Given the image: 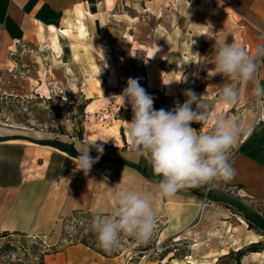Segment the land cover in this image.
I'll list each match as a JSON object with an SVG mask.
<instances>
[{
  "label": "rangeland",
  "instance_id": "obj_1",
  "mask_svg": "<svg viewBox=\"0 0 264 264\" xmlns=\"http://www.w3.org/2000/svg\"><path fill=\"white\" fill-rule=\"evenodd\" d=\"M216 9L224 12L222 6L209 0H180L176 6L167 0L136 1L115 6L112 14H102L100 26L92 31V39L88 35L83 39L49 31L42 40L39 37L37 42L19 46L12 52H0V127L9 128L7 134L23 132L39 138L57 134L63 140H74L81 149L83 141L97 140V144H103V154L109 153L115 143L128 144L124 128L133 113L130 105L123 106L119 96L127 86V79L132 77L138 78L154 98L157 110H171L176 101L182 104L187 99L185 90L191 89L202 95L210 115L235 116L247 130L264 114V108L253 95L257 74L256 81L241 83L216 74L214 68L215 47L224 41L228 43L226 36L231 43L240 44L239 38L227 35L230 30L221 25L212 33L204 29L202 33L206 35L194 25L215 24L210 14ZM236 22L235 30L243 37L242 46L255 55L258 41H253V46L242 34L244 29L239 28L243 23L238 19ZM148 46L158 51L151 62L144 55ZM182 77L181 82L173 81ZM228 83L239 91V102L232 106L219 101L220 90ZM86 100V106L79 109ZM192 127L204 133L211 131L209 126L196 123ZM78 131L80 139L76 138ZM212 186L213 182L204 185L206 194H211ZM202 202L205 205L195 221L197 237L191 242L184 240L188 232L174 238L164 237L163 223L156 220L148 242L141 243L122 234L119 245L106 252L98 247L96 235L90 229L95 214L74 213L58 221L59 240L54 245L62 249L83 243L102 255H123L132 264H232L231 258L219 256L242 244L264 242V236L250 229L234 226L230 232V225L246 224L232 204L208 198ZM244 204L264 218V200ZM221 226H225L223 230L213 229ZM223 235L227 240L218 238ZM49 247L36 237L21 238L0 252V264H40ZM240 264H264V249L246 254Z\"/></svg>",
  "mask_w": 264,
  "mask_h": 264
},
{
  "label": "crops",
  "instance_id": "obj_2",
  "mask_svg": "<svg viewBox=\"0 0 264 264\" xmlns=\"http://www.w3.org/2000/svg\"><path fill=\"white\" fill-rule=\"evenodd\" d=\"M109 1L0 0V52H12L19 46L35 43L40 35L62 27L66 21L74 23L77 9H82L83 23L88 37L92 39V31L100 26L102 14H112L115 6L143 0ZM209 1L222 6L224 12L216 9L210 14L215 24L196 22L194 25L201 34L206 35L202 33L204 29L212 33L214 28L221 25L230 30L227 35L234 34L242 45L243 37L235 30L238 19L243 23L239 26L244 29L242 34L252 45L256 40L258 47L264 45V0ZM195 9L198 11L197 6ZM226 40L229 44L232 41L227 36ZM157 52L148 46L144 50L147 62H151L152 55H157ZM257 78L260 86L264 87V56L259 57ZM248 128L247 134L244 133L231 150L230 161L236 169L234 179L230 182L213 181L210 195L234 199L242 204L264 200V114ZM8 129L0 127V247L29 237H36L46 245L56 244L60 218L74 213L110 214L114 208L112 187L117 184L120 190L137 191L151 199L156 220L163 223L161 233L164 237L174 238L188 232L189 236L184 240H194L197 233L195 221L200 216L203 197L207 195L206 187H195L199 193L186 187L171 198L161 199L157 195V182L147 179L130 165L99 159L85 175L83 171L75 170L74 157L49 145L23 138H6ZM108 154L144 167L147 174L160 179L154 175L147 156L132 149L129 144L125 146L123 141L121 145L115 143ZM202 217L203 211L200 219ZM225 226L213 229L223 230ZM234 226L248 229L246 224L239 223L230 225V232L236 228ZM218 238L227 240L224 235ZM42 262L132 264L123 255L105 256L83 243L44 254Z\"/></svg>",
  "mask_w": 264,
  "mask_h": 264
},
{
  "label": "clouds",
  "instance_id": "obj_3",
  "mask_svg": "<svg viewBox=\"0 0 264 264\" xmlns=\"http://www.w3.org/2000/svg\"><path fill=\"white\" fill-rule=\"evenodd\" d=\"M214 52L216 74L241 83L256 81L257 60L264 56V45L252 55L242 45L224 41L215 47ZM182 79L173 81L181 82ZM184 95L187 99L182 104L176 101L171 110H157L154 98L140 85L139 79L129 77L119 96L123 106L130 105L133 113L132 120L126 121L124 128L128 144L147 156L154 175L160 177L157 195L161 199L171 198L186 187H200L213 181H232L236 169L230 161L231 150L246 131L235 116L210 115L207 105L201 100L202 95L191 89L185 90ZM253 95L264 108V87L258 82L253 88ZM219 101L225 106L237 104V87L225 84L220 90ZM194 123L201 127L209 126L211 131L201 132L192 127ZM96 141H83L82 151L75 157L76 171L87 175L99 160L103 144ZM92 149L98 153L95 158L90 155ZM112 188L113 210L108 215L95 214L90 224L98 247L106 252L112 251L119 245L122 234L141 243L148 242L154 234L157 219L151 199L137 191L120 190L119 184Z\"/></svg>",
  "mask_w": 264,
  "mask_h": 264
},
{
  "label": "trees",
  "instance_id": "obj_4",
  "mask_svg": "<svg viewBox=\"0 0 264 264\" xmlns=\"http://www.w3.org/2000/svg\"><path fill=\"white\" fill-rule=\"evenodd\" d=\"M87 102H88L87 100L84 101L83 104L80 105L79 109L84 108L86 106ZM6 138H23V139H27L31 142H35L38 144L49 145V146H52V147H54L60 151L65 152L67 155L74 157V158L79 155V151H82V149L79 146H77V144L74 140H68V141L63 140V139L59 138L57 134L53 137L39 138L37 136H34L33 134H24L23 132H16V133L8 134L6 136ZM76 138L77 139L81 138V132L80 131H78L76 133ZM90 155L93 158H95L98 155V153L90 152ZM99 159H101V160H115V161H118L121 163H125V164L130 165V166L136 168L137 170H139L147 179H150V180L155 181V182H157L159 180V179H154L149 174H147L144 170V167H141L137 164H133L130 162L121 161L116 157H112L108 153L102 154ZM188 188L192 191L198 192V190L195 188H192V187H188ZM206 197L211 201L215 200L218 202H225V203H229V204H232L233 206H235V209L241 213L242 219L246 223L247 228L253 230L258 235L264 236V218L259 216L257 213L248 210L241 203H239L235 200L217 197V196H213L210 194H207ZM10 244L11 243L3 244L0 247V252L4 249L8 248L10 246ZM262 249H264V242H260V241L251 242V243L246 244L245 246H242L236 250L231 249L226 254L219 256V258H221V257L231 258L232 264H240V261H241L243 256H245L246 254H248L250 252H259ZM58 250L59 249H57L55 247V245H52L51 247H49L48 250L43 252V255L47 254V253H53V252H56ZM42 259H43V257L41 258L40 264H43Z\"/></svg>",
  "mask_w": 264,
  "mask_h": 264
},
{
  "label": "bare ground",
  "instance_id": "obj_5",
  "mask_svg": "<svg viewBox=\"0 0 264 264\" xmlns=\"http://www.w3.org/2000/svg\"><path fill=\"white\" fill-rule=\"evenodd\" d=\"M172 6H176L178 4V2L180 0H167ZM106 3H110L109 0H106ZM110 5V4H109ZM79 8V7H78ZM86 10V9H85ZM86 12V11H85ZM75 13V12H74ZM87 15H89V12L86 13ZM92 16V15H91ZM89 18V17H88ZM66 19V18H65ZM83 19H84V14L82 12V9H77L76 10V20L73 23L74 25L71 26V23H65L64 26L56 28V29H52L51 31H55L58 35H62L64 37H68L70 35H74L77 38H83L87 35V31L85 28V25L83 23ZM43 36V34H42ZM40 35V39L42 40L43 37ZM45 36V35H44ZM48 46V45H47ZM73 47V46H72ZM151 55V54H150ZM150 57V56H149ZM93 67V66H92ZM110 72L112 73V75H114L113 70L110 68ZM250 128H248L245 132V134H247V132L249 131ZM205 205V203L202 205V207ZM178 240V239H177ZM262 251V250H261ZM189 262V261H188ZM174 263V262H173ZM175 264V263H174Z\"/></svg>",
  "mask_w": 264,
  "mask_h": 264
},
{
  "label": "built area",
  "instance_id": "obj_6",
  "mask_svg": "<svg viewBox=\"0 0 264 264\" xmlns=\"http://www.w3.org/2000/svg\"><path fill=\"white\" fill-rule=\"evenodd\" d=\"M257 121H258V120H257ZM257 121H256V122H257ZM206 191H207V188L205 189V192H206ZM206 198H207L206 196L203 197V201H204ZM203 204H204V203H202L201 206H202Z\"/></svg>",
  "mask_w": 264,
  "mask_h": 264
}]
</instances>
